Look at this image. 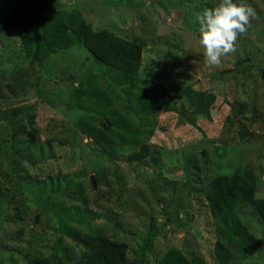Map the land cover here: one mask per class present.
Listing matches in <instances>:
<instances>
[{
    "label": "rangeland",
    "instance_id": "1",
    "mask_svg": "<svg viewBox=\"0 0 264 264\" xmlns=\"http://www.w3.org/2000/svg\"><path fill=\"white\" fill-rule=\"evenodd\" d=\"M6 1L13 24L0 36V175L13 159V177L31 185L10 188L7 217L0 204V239L6 247L0 249V264H26L48 254L61 224L58 213L76 237L96 232L126 242L128 258L137 257L140 264H154L170 247L180 248L190 264H212L214 222L205 183L229 164L233 154L224 145L258 169L256 196L264 199V0H241L256 16L236 50L217 66L206 63L196 14L220 0H41L49 12L75 4L94 29L141 45L139 76L163 87L148 140L156 164L150 157L129 163L133 145L100 148L81 138L73 124L76 115L65 112V104L88 75L106 82L105 66L80 43L54 50L53 38L65 31L62 26L45 30L55 24L49 15L29 45L32 28L22 9ZM202 92L215 95L208 115L193 111ZM58 102L62 108L55 107ZM28 104L34 142L26 135V117H12ZM48 177L59 188L53 191L55 211L34 202L36 192L49 196ZM244 211L259 248L235 253L233 264H264V229L249 208ZM60 241L73 256L84 252L71 236L63 234Z\"/></svg>",
    "mask_w": 264,
    "mask_h": 264
},
{
    "label": "trees",
    "instance_id": "2",
    "mask_svg": "<svg viewBox=\"0 0 264 264\" xmlns=\"http://www.w3.org/2000/svg\"><path fill=\"white\" fill-rule=\"evenodd\" d=\"M13 1L22 9L24 21L33 30L32 37H27L30 38L29 45L36 43L35 38L39 33L40 25L41 23L46 25L49 15L55 24L52 27L46 25L44 29L55 32L57 26L60 28L62 26L65 31L61 36L53 38L54 50L80 43L91 53L97 64L105 66L106 82H100L95 74L88 75L80 80L79 86L72 89L65 104V112H73L76 115V118L73 117V124L81 138L86 137L100 148L133 145L136 148L130 150L126 157L129 163L144 162L150 157L156 164L157 159L151 156L154 151L148 140L154 132L155 110L159 106L163 87L153 80L147 81L139 76L142 61L141 45L108 29H94L82 18L75 4L69 3L54 12H49L41 0ZM234 2L244 3L241 0ZM7 3L6 0H0V36L13 24ZM23 36L26 34L24 33ZM84 98L89 101L86 102ZM214 101L213 93L202 92L194 104L193 111L196 114L208 115ZM56 106L63 107L59 102ZM30 107L31 105L28 104L15 109L12 117L17 114L26 117L30 126L26 135L29 141L34 142L36 128L32 126L34 116L29 111ZM223 148L227 149L228 154L231 152L233 154L229 164L211 178H207L205 183L206 202L214 222L212 264H233L236 260L235 253L248 254L251 250H258L259 241L243 220L244 209L249 208L264 229V199L256 196L258 169L244 165L241 153L234 151L233 146L224 145ZM13 164V159H9V166L0 175V204L3 217H7L6 209L11 207L12 203L10 188L18 184L28 188L31 185L26 180L13 177ZM48 179L52 183V178L48 177ZM96 181L99 183L98 179ZM57 189L59 188L54 187L52 183L46 193L50 197L36 192L34 202L39 208L55 211L52 201L56 198L53 191ZM57 209L61 211L63 207L58 206ZM58 214L61 224L55 232L56 240L52 243L50 252L28 258L26 264H140L137 257L128 258L126 242L96 232H87L83 233L82 237H76L74 233L66 231L62 220L64 214ZM63 234L76 239L84 252L81 251L79 255L73 256L60 244ZM151 241L150 236L147 247ZM5 248V243L0 239V249ZM154 264H190V262L180 248L170 247L155 260Z\"/></svg>",
    "mask_w": 264,
    "mask_h": 264
},
{
    "label": "clouds",
    "instance_id": "3",
    "mask_svg": "<svg viewBox=\"0 0 264 264\" xmlns=\"http://www.w3.org/2000/svg\"><path fill=\"white\" fill-rule=\"evenodd\" d=\"M255 16L253 7L234 0H220L216 7L196 14L200 43L209 66L219 65L222 57L236 50L239 36L246 34L250 20Z\"/></svg>",
    "mask_w": 264,
    "mask_h": 264
},
{
    "label": "water",
    "instance_id": "4",
    "mask_svg": "<svg viewBox=\"0 0 264 264\" xmlns=\"http://www.w3.org/2000/svg\"><path fill=\"white\" fill-rule=\"evenodd\" d=\"M92 183H93V180H92ZM131 192V189H128V193H130Z\"/></svg>",
    "mask_w": 264,
    "mask_h": 264
}]
</instances>
